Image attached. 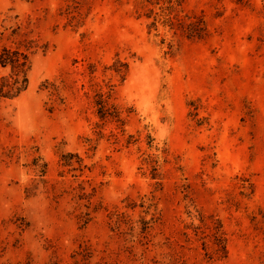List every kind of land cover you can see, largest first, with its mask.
Masks as SVG:
<instances>
[{
  "label": "rangeland",
  "instance_id": "374dc122",
  "mask_svg": "<svg viewBox=\"0 0 264 264\" xmlns=\"http://www.w3.org/2000/svg\"><path fill=\"white\" fill-rule=\"evenodd\" d=\"M142 1L0 0V45L17 26L47 45L0 101V264H73L79 245L90 264H264V0H186L209 34L171 52ZM199 215L225 257L182 234Z\"/></svg>",
  "mask_w": 264,
  "mask_h": 264
},
{
  "label": "trees",
  "instance_id": "16d2710c",
  "mask_svg": "<svg viewBox=\"0 0 264 264\" xmlns=\"http://www.w3.org/2000/svg\"><path fill=\"white\" fill-rule=\"evenodd\" d=\"M71 2L74 8L78 7L79 0H66ZM186 0H143L142 4L148 7V18L153 17L150 27L159 35V30H163V36L160 38L161 45L165 46L168 51L173 50V39L177 32L181 37L189 40H201L208 36L206 21L202 13L193 11L184 12L182 5ZM69 7V5H68ZM19 26L13 29L10 36V44L0 45V101L12 100L19 97L29 86V72L32 66V57L39 51L45 53L47 50L46 44H40L38 39H33L28 34H23L22 38H18ZM100 96V95H99ZM100 106L99 116L105 117V106L101 99L97 103ZM72 157L73 155L70 154ZM65 164L70 166L71 162L65 161ZM247 183L240 185V194L243 197H248L253 193L252 184ZM249 189V192L247 190ZM150 200V199H148ZM144 206V201L140 205ZM152 203L147 205L145 213L149 212ZM261 222L264 226V211L260 210ZM126 213L115 211L111 214L110 219L113 228L119 230L125 221ZM198 224L186 225V229H190L191 233L183 232L187 241L190 237L200 241L205 255H219L225 257L227 250L225 246V233L222 223L219 219H214L212 216L205 217L199 215ZM255 217H253L254 220ZM157 217L155 213H151L149 219L143 217L136 221L140 225L138 241L141 245H147L149 241V231L155 223ZM127 224V223H126ZM129 224V223H128ZM133 229V226H130ZM264 234V228H263ZM74 258L73 264H90L92 257L91 248L87 245H79L78 250L72 255Z\"/></svg>",
  "mask_w": 264,
  "mask_h": 264
}]
</instances>
